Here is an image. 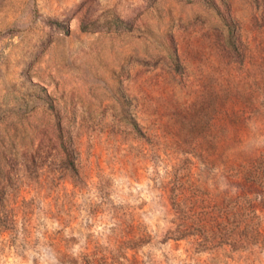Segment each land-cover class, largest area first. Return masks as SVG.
<instances>
[{
    "label": "rangeland",
    "instance_id": "374dc122",
    "mask_svg": "<svg viewBox=\"0 0 264 264\" xmlns=\"http://www.w3.org/2000/svg\"><path fill=\"white\" fill-rule=\"evenodd\" d=\"M0 264H264V0H0Z\"/></svg>",
    "mask_w": 264,
    "mask_h": 264
}]
</instances>
